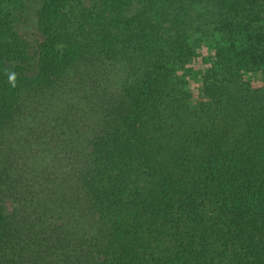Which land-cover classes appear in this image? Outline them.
<instances>
[{"label":"trees","instance_id":"16d2710c","mask_svg":"<svg viewBox=\"0 0 264 264\" xmlns=\"http://www.w3.org/2000/svg\"><path fill=\"white\" fill-rule=\"evenodd\" d=\"M261 74L264 0H0V264H264Z\"/></svg>","mask_w":264,"mask_h":264},{"label":"rangeland","instance_id":"374dc122","mask_svg":"<svg viewBox=\"0 0 264 264\" xmlns=\"http://www.w3.org/2000/svg\"><path fill=\"white\" fill-rule=\"evenodd\" d=\"M24 5L27 6L28 11L30 12V15H33V9L37 5V1L39 0H23ZM210 50L208 48L203 47L201 49V52L198 53L197 58L193 61L192 65V71L190 72V76H184L186 81H189V86L193 87L196 86L197 80H199L200 72L202 69L205 68L206 64L209 62L208 55L210 54ZM251 80H253L256 84V86L263 87L264 86V75H259L258 77L252 76Z\"/></svg>","mask_w":264,"mask_h":264},{"label":"clouds","instance_id":"9594fccd","mask_svg":"<svg viewBox=\"0 0 264 264\" xmlns=\"http://www.w3.org/2000/svg\"><path fill=\"white\" fill-rule=\"evenodd\" d=\"M6 76L8 79V83L12 86L15 87L16 86V81H17V75L14 71L11 70H6Z\"/></svg>","mask_w":264,"mask_h":264}]
</instances>
